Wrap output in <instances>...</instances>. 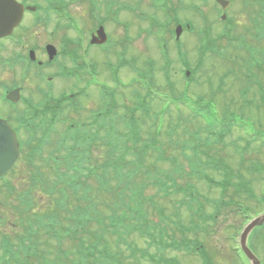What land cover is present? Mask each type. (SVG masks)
Returning <instances> with one entry per match:
<instances>
[{
    "label": "rangeland",
    "instance_id": "374dc122",
    "mask_svg": "<svg viewBox=\"0 0 264 264\" xmlns=\"http://www.w3.org/2000/svg\"><path fill=\"white\" fill-rule=\"evenodd\" d=\"M260 1L262 2V0ZM137 2L138 0H128V3L132 7L137 5ZM143 3L145 4L144 0ZM167 5L173 7L174 1L168 0L166 2ZM76 7L80 8L78 5ZM175 8L180 10L179 15L181 20L186 22L189 18L193 17L198 20V25L196 23V32L189 34L187 31L186 33H182L180 41L172 39V33L176 29V26L174 28V25L168 24L170 26H167V29L164 30L163 28L161 30L166 38V55L170 62L169 67H167L166 60L161 53L160 49L162 48L158 43L156 35L149 32L150 21H143L138 18L139 12H132L128 21V24H130L128 30L120 29L121 31L115 33L116 59L117 55L124 53L126 50L128 58H135V61L131 62L126 68V76L122 74L123 84L133 82L134 88L130 87L131 91L125 88L126 91L122 88L124 87L123 84L118 87L119 93H125L127 98L123 95L119 97L122 101H118L119 107L114 111V114L118 116L117 119L119 121H125L126 130H136L133 138L138 137L139 134H143V139L151 138L158 144L157 146L163 152L161 155L164 154V158L158 161L157 159L160 154L150 149L149 155L146 156L143 161L144 164L139 169L141 170L139 177L144 178L143 172H146L152 176L149 177L150 181L153 180V177H159L166 187L161 189L160 185L158 188L151 187L149 189L148 195H156V199L154 200L155 208L148 201L143 203L144 210L149 213L151 222L158 225L151 229L155 233L153 237L148 238L145 235H141L140 232H135L130 234L131 236L129 237L126 236V238L128 237L126 241H119L118 238L109 236V253L114 257V262L111 263L204 264L200 252H189L186 248H175V244H173L175 240L178 241L182 236L186 235L189 240L198 238L199 244H202L203 251L211 257L215 264H248V261L237 257L239 252L235 251V246L238 244L237 242L235 244V237L238 234V229L240 231L251 218L257 217L264 212V199H262L264 174H254L247 171L248 167H251L252 162L264 164V145L262 146L259 141L253 142V138L250 137L253 136L264 141V109L261 110L255 107L257 101L261 102L259 97L263 96L258 94L256 79H253L252 83H248V80L243 75L250 74V71H252L257 75V80H262L261 84L264 88V71H261L264 69V56L262 57L261 55L260 59H258L262 66L250 70L248 67L253 66L248 63L244 64L250 57V54L245 49L234 48L235 43L231 42L233 39L221 37L222 30L220 27L222 25L219 23H217L219 27L216 24L213 25L212 36L213 38L218 37L217 41L223 47L218 49V53L207 52L204 54V51L200 50L202 44L197 34L201 31L198 27H201V29L203 27L202 22L205 19L204 16H206L205 12L208 13L209 11V7L201 2V0H175ZM195 8L198 10H195ZM254 9H245L243 5L241 6L240 2L234 4L232 9V12H234H231L235 25L234 32L232 33L233 41H236L237 37L239 39H245L246 37L249 41H252L249 32L252 31L250 17L253 15ZM140 11L147 15V17L150 15L157 16L160 19L157 22L161 25L165 23L162 18L164 13L155 8L152 0H147L145 5H141ZM78 12L79 10H75L73 13L77 14ZM122 16L121 14L120 18ZM83 25L87 27L88 22ZM153 31L155 32L156 30L153 29ZM126 37H129V41L125 40ZM177 42H182L181 47H178ZM252 43L254 46L264 50V39L258 42L252 41ZM239 56L240 58H237ZM243 57L244 60L242 59ZM101 58H98V62L101 64L98 69L102 77L108 79L109 77L106 74L104 66H102ZM151 62L154 65L149 66ZM186 70L191 71L190 77L186 76ZM138 73L142 75L141 78L147 77V82L155 75V82L158 83L157 89L159 91H157V94L159 98L155 95L149 96L147 100L150 111L147 114L136 111L138 113H136V116H133L126 113L123 106L129 107L133 105L136 91L144 95L146 93V90L136 84ZM163 74L169 76L172 83L168 82ZM255 74H250V76L254 78ZM191 78L192 80H190ZM247 84L251 87L250 90L246 89ZM168 85H174V91H170ZM87 94L86 98L80 97L77 103L83 107L81 113L66 111L67 116L71 120L86 121L91 115V110H94L93 107L98 106L101 91L98 88H95V90L91 88ZM243 95L247 99H243ZM0 109L2 113H6L9 108L6 103H0ZM198 114L205 117V119L201 120L199 118L195 120L193 116ZM144 118L146 119L145 121L143 120ZM161 121L164 123L160 124ZM170 121H173V125L181 122L183 128L188 127L193 134L195 145L207 142L206 138L209 137L210 130H205V126H212V124L220 125L225 127V130H220L219 134H225L226 130L233 125L229 129V133L226 134L227 137H225L224 142L212 146L210 155L220 160H225V163L232 167L235 171H232L234 182H237L235 178L241 166V158L237 154L233 143L240 145L238 148L239 152L242 149L241 146L245 147L247 142L251 143L250 152L244 154L246 161L242 165L241 172L246 182L251 185L256 199L250 198L247 195H241L238 198L235 196L234 198L239 201L240 205L246 206L247 213L235 214L231 209L223 205L219 209H216V204H220L221 199L234 197L236 188L231 187L227 192H223L222 189L212 187L207 182L200 180L198 174L190 170V163L193 162L192 158H190L192 151H184L185 147L181 149L183 140L188 136L182 130H179L178 137H168V133H170ZM139 122L141 125H138ZM61 128L62 126L59 127V129ZM127 143L128 146L131 144V142ZM123 146L120 145V148H123ZM200 150L205 149L202 147ZM104 153L103 149H99L96 155L104 157ZM172 159H175V164L172 162ZM201 159L204 161L205 158L202 157ZM135 160H137V156L129 151L121 153V163L124 168H127V173L137 169L136 166L139 164ZM202 168L203 164H200V169ZM203 169V172L217 181H221L224 177L223 171L216 172L215 170H210L208 167H206V171L205 167ZM178 170H183L181 180V175L175 174ZM16 174L14 173L15 176L11 174L7 178L8 181L15 185L17 184ZM175 179H177L179 185L183 188L189 185L196 187L198 193L196 190L194 191L198 196L195 201H190L189 197L185 194L186 192L175 194ZM96 184L99 186L97 182ZM115 186L112 183L114 191H116ZM5 189L6 192L3 187H0V208L3 211L6 210L4 208H12L16 205L14 200H11L7 188ZM16 189V192H19V189H23V187L16 185ZM117 193L118 191L114 195L120 196ZM136 193H131V196L135 197ZM45 202L46 199H43L39 208ZM126 202L132 204L133 207H137L136 203H132L130 197H126ZM182 202L185 204L184 206L181 205ZM192 208L193 210H190ZM198 209H202V217L196 215L195 210ZM214 213L216 214L215 221L204 220L207 216ZM9 216L11 217L12 213H9ZM11 218L12 220H8L10 226H12V223L15 224L14 218ZM262 227L253 231L248 243L250 246H253L255 254L264 264V228ZM164 228L167 234L161 238L156 232H162ZM13 229L12 227L11 232ZM6 230L10 233L8 229ZM140 230H144V226ZM183 232L185 234L182 235ZM178 242L180 243V241ZM63 247L65 251L70 252L72 251L71 248L74 247V243L65 238L63 240ZM57 248V242L50 240L48 251L50 250L51 254L53 253L50 256L51 260L55 259L58 251ZM75 255L77 258L74 259H78L80 264H83L80 255ZM95 259H97L96 255L91 257V261L93 262L87 264H95ZM69 260L72 261L73 257L70 256ZM32 261L35 262V259ZM67 264L70 263L67 261Z\"/></svg>",
    "mask_w": 264,
    "mask_h": 264
},
{
    "label": "trees",
    "instance_id": "16d2710c",
    "mask_svg": "<svg viewBox=\"0 0 264 264\" xmlns=\"http://www.w3.org/2000/svg\"><path fill=\"white\" fill-rule=\"evenodd\" d=\"M98 117L91 125L71 126L63 131L49 129L44 131V134L38 138L39 145L48 148L51 153L50 157L46 156L45 163L50 165L51 161L52 169L44 167L45 169L49 168L52 176L50 184L53 189L50 195L52 202L51 228L54 230L61 225L67 227L65 230L62 229L59 234H66L72 240H75L77 235H81L82 237L77 240L79 241L78 250L83 252L92 249L94 252L98 251L105 240V235L108 233L122 237V233L130 232V227H133L132 232L144 233L140 230L141 227L144 226V230L145 228L148 229L151 220L148 212L144 210L143 203L146 201L153 203L156 197V195L147 196L145 194L148 185L146 182H142L138 191H136L137 193L132 192L136 188L135 182L139 177V170L127 173L124 171L127 168H124L121 163L122 152L129 151L133 155L138 154L140 148H142L143 134L133 138L136 130L128 131L125 128L116 127L113 122L118 125L117 120L115 121V118L110 119L105 114L103 116L98 115ZM180 124L178 123L175 129L171 128L170 132L173 133V130H175V134H177ZM185 132L190 131L185 130ZM127 142H131L130 147ZM186 142L189 143V140ZM120 145L127 146L120 148ZM248 146L250 147L249 143ZM63 149L66 150L65 154L60 152ZM96 149L97 151L103 149L105 156L96 155ZM36 150L39 149L31 146L30 151L34 152ZM194 154L197 155L198 151L195 150ZM190 164V170L198 174L200 180L206 181L211 186L220 188L223 192H227L231 187L236 188L234 197L221 199L220 204H216V209L223 205L237 213L238 211H235V208L239 207V203L234 199L235 196L236 198L243 194L251 198L254 196L251 185L242 176L237 174L235 178L237 182H234L233 170L227 164H222L219 161L217 165H211L209 159L205 162L207 167L213 166L215 170L224 172L221 181H217L203 172L204 167L205 171L207 170L205 165L200 170L193 166L194 164H201L200 160ZM254 164L252 162L254 171H264V166ZM175 174H180L181 180L183 170H178ZM30 180L34 181L35 179L30 178ZM115 180L117 181L116 191L120 196H115L116 191L112 189V183ZM194 190L197 192L194 185L183 188L175 179V194L186 192L185 194L190 201H195L198 192L196 193ZM131 192L136 193V196L132 197ZM20 197L21 199H33L28 188L20 194ZM126 197H130L131 201L137 204V207L128 204ZM181 205L184 206L185 204L182 202ZM153 207L155 208V206ZM190 210H193V208ZM195 212L198 217H202V209L195 210ZM215 216V213L211 214L204 220L214 219ZM103 221H108L109 224L102 226V228L95 227L94 223L102 225ZM64 223H66V226ZM180 227L184 228L183 226ZM83 235L92 242H86ZM178 245L179 243L175 241L176 249H187L189 245L188 238L185 235L182 236L180 246ZM107 249L108 247L105 245L103 251H107ZM89 256H91V253L87 257Z\"/></svg>",
    "mask_w": 264,
    "mask_h": 264
},
{
    "label": "flooded vegetation",
    "instance_id": "af4514ba",
    "mask_svg": "<svg viewBox=\"0 0 264 264\" xmlns=\"http://www.w3.org/2000/svg\"><path fill=\"white\" fill-rule=\"evenodd\" d=\"M16 1L25 7V11L21 24L7 33L0 30V87L6 84L24 89L25 86H19L20 82L16 79L20 68L23 75H29L26 81L31 79L30 71L35 69L38 83L33 86L34 92L46 93L51 90V81H59L69 72H76L81 78L87 77L95 66L100 65L98 58L101 56L103 65L115 63V33L129 27L132 13L128 0H75L76 3L68 6L67 10H79L77 14H72L78 23L77 27L66 23L59 26L53 24V0ZM57 3L54 0L56 8ZM6 6L8 4L1 0V16ZM60 8L64 9L61 5ZM86 22L87 27L83 25ZM105 38L107 40L103 44L91 43V40L102 41ZM125 40L128 41V38ZM51 45L57 48L53 60L48 50ZM124 57L131 59L126 50Z\"/></svg>",
    "mask_w": 264,
    "mask_h": 264
},
{
    "label": "water",
    "instance_id": "95a60500",
    "mask_svg": "<svg viewBox=\"0 0 264 264\" xmlns=\"http://www.w3.org/2000/svg\"><path fill=\"white\" fill-rule=\"evenodd\" d=\"M179 31L180 30H178V32ZM17 157L18 145L13 136V132L11 131L9 126L5 124V122L2 123V121H0V169L3 170V172H6ZM263 224L264 216L255 219L250 225H248L241 237L242 249L247 257L251 260L252 264L261 263L248 248L247 237L255 227Z\"/></svg>",
    "mask_w": 264,
    "mask_h": 264
}]
</instances>
